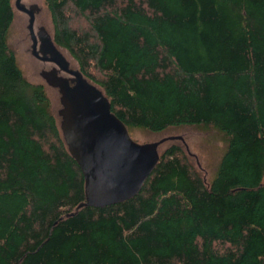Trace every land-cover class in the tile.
Wrapping results in <instances>:
<instances>
[{
    "label": "trees",
    "instance_id": "16d2710c",
    "mask_svg": "<svg viewBox=\"0 0 264 264\" xmlns=\"http://www.w3.org/2000/svg\"><path fill=\"white\" fill-rule=\"evenodd\" d=\"M44 6L56 47L128 131L193 127L223 150L207 177L170 139L135 196L76 210L82 171L0 0V264H264V0Z\"/></svg>",
    "mask_w": 264,
    "mask_h": 264
},
{
    "label": "water",
    "instance_id": "95a60500",
    "mask_svg": "<svg viewBox=\"0 0 264 264\" xmlns=\"http://www.w3.org/2000/svg\"><path fill=\"white\" fill-rule=\"evenodd\" d=\"M14 6L27 16L31 55L55 64L42 70L40 76L59 93L61 134L83 174L84 201L76 210L112 205L135 196L157 164L158 147L165 138L147 143L134 141L125 124L111 111L107 97L70 66L45 27L34 29L40 8L36 4L26 6L22 0H15Z\"/></svg>",
    "mask_w": 264,
    "mask_h": 264
},
{
    "label": "rangeland",
    "instance_id": "374dc122",
    "mask_svg": "<svg viewBox=\"0 0 264 264\" xmlns=\"http://www.w3.org/2000/svg\"><path fill=\"white\" fill-rule=\"evenodd\" d=\"M22 3L26 6L36 4L40 8L39 13L35 17L34 29L37 30L38 27L43 26L50 33L51 21L49 13L44 6V0H22ZM26 26L27 16L14 7V17L8 35L9 44L14 50L17 62L25 76L33 82H44L39 75L43 64L38 62L30 53L31 41ZM60 51L70 62V66L76 68V64L70 56L65 51L61 49ZM46 66L48 67V65ZM47 92L52 103V110L57 114V111L61 107L59 93L57 89L49 86L47 87ZM129 134L138 143L154 142L165 138L164 142L158 147L159 153L172 142L169 137H181L182 141H177L184 146L193 163L199 165V169L207 177L213 172L214 166L218 162L223 150V143L213 133L202 132L193 127L169 129L160 133H149L135 128L129 131Z\"/></svg>",
    "mask_w": 264,
    "mask_h": 264
},
{
    "label": "flooded vegetation",
    "instance_id": "af4514ba",
    "mask_svg": "<svg viewBox=\"0 0 264 264\" xmlns=\"http://www.w3.org/2000/svg\"><path fill=\"white\" fill-rule=\"evenodd\" d=\"M38 62H41L43 64L42 69L39 71V75H40V73H41L42 70L51 69V68L55 67V64L53 62H50V61H44V62H42L41 60H38ZM46 65H48V67ZM59 74L62 75V76H66V77L69 76L68 74H66L64 72H60Z\"/></svg>",
    "mask_w": 264,
    "mask_h": 264
}]
</instances>
